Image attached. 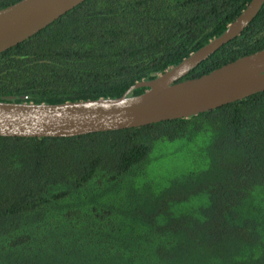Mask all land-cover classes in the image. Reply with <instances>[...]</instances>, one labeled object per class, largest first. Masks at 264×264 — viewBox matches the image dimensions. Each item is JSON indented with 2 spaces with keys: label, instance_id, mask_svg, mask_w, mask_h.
I'll return each mask as SVG.
<instances>
[{
  "label": "trees",
  "instance_id": "1",
  "mask_svg": "<svg viewBox=\"0 0 264 264\" xmlns=\"http://www.w3.org/2000/svg\"><path fill=\"white\" fill-rule=\"evenodd\" d=\"M251 1L87 0L0 54V102L120 98ZM262 50L264 6L181 82ZM0 264H264V92L137 129L0 138Z\"/></svg>",
  "mask_w": 264,
  "mask_h": 264
},
{
  "label": "water",
  "instance_id": "2",
  "mask_svg": "<svg viewBox=\"0 0 264 264\" xmlns=\"http://www.w3.org/2000/svg\"><path fill=\"white\" fill-rule=\"evenodd\" d=\"M87 0H22L0 10V54L27 41ZM264 0H252L226 32L152 81L117 99L60 105L0 102V138H74L188 120L264 92V50L208 75L181 82L256 19ZM139 89L146 91L130 96Z\"/></svg>",
  "mask_w": 264,
  "mask_h": 264
}]
</instances>
